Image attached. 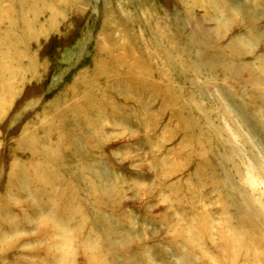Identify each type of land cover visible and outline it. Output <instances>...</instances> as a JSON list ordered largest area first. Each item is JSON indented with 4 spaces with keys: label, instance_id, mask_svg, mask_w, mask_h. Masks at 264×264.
Wrapping results in <instances>:
<instances>
[{
    "label": "rangeland",
    "instance_id": "374dc122",
    "mask_svg": "<svg viewBox=\"0 0 264 264\" xmlns=\"http://www.w3.org/2000/svg\"><path fill=\"white\" fill-rule=\"evenodd\" d=\"M0 264H264V0H0Z\"/></svg>",
    "mask_w": 264,
    "mask_h": 264
}]
</instances>
